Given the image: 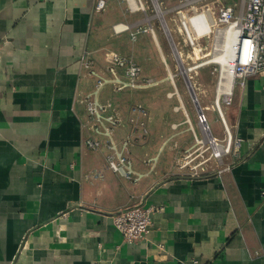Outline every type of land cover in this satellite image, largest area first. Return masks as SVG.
<instances>
[{"label":"crops","instance_id":"crops-1","mask_svg":"<svg viewBox=\"0 0 264 264\" xmlns=\"http://www.w3.org/2000/svg\"><path fill=\"white\" fill-rule=\"evenodd\" d=\"M98 1L0 0V264H264V71L234 87L224 116L241 142L220 161L155 177L126 149L128 179L106 157L131 134L96 133L85 99L102 29L149 35L115 32L132 24ZM136 204L159 208L127 243L111 215Z\"/></svg>","mask_w":264,"mask_h":264},{"label":"rangeland","instance_id":"rangeland-1","mask_svg":"<svg viewBox=\"0 0 264 264\" xmlns=\"http://www.w3.org/2000/svg\"><path fill=\"white\" fill-rule=\"evenodd\" d=\"M135 1L138 5L133 8L129 0H117V4L105 15L123 18L121 21L125 19L126 24H132L125 31H132L135 35L147 33L149 38L136 41L131 38L133 34L127 33L126 36L108 39L102 29L95 43L99 50L95 53L97 58L90 66L91 93L95 91L98 81L103 79L104 82L94 95L99 103H110L106 113L112 112L120 119L118 126L111 127V135L115 138L116 133L125 132L126 136L131 134L132 140L128 142L127 149L129 152L138 150V162L147 163L155 177L176 171H193L192 167L197 164L204 166L214 160H206L209 149L196 142V137L200 139L202 136L197 121L198 106L204 109L213 134L217 137L223 135L214 102L220 65L216 62L203 63L219 53L217 44L221 33L218 30L222 26L217 29L212 28L211 24L213 19L216 21V7L219 4H230L238 13L243 0H194L184 7H178L179 0ZM106 4L104 0L101 10L105 9ZM192 7L196 10L195 14ZM181 11L189 18L185 21L193 43L181 25ZM161 18L168 32L166 29L164 31ZM208 32L207 36L195 40L194 35ZM105 40L108 42L105 43ZM108 52H115L136 63L140 74L133 83L130 84L125 77L122 66L109 63L106 56ZM181 72L187 75L189 83ZM124 83L128 85L123 86ZM189 88H192L195 96L190 95ZM233 92L234 88L228 100L223 97L219 100L223 115ZM138 106L143 111L137 109ZM101 128L110 129L105 121ZM113 141L118 144L116 139Z\"/></svg>","mask_w":264,"mask_h":264},{"label":"built area","instance_id":"built-area-1","mask_svg":"<svg viewBox=\"0 0 264 264\" xmlns=\"http://www.w3.org/2000/svg\"><path fill=\"white\" fill-rule=\"evenodd\" d=\"M192 1L194 0H179L178 7H184L187 4H191ZM241 3L242 6L238 13H235L234 6L230 4H219L216 7V21L212 17L213 23L211 24L212 28L217 29L220 26L223 28L225 26L236 24L237 22H239L240 25L239 37L241 38V43L239 50L238 46L235 52V54H237V61L235 63L236 75L232 88H234L236 85L243 86L245 80L248 77L264 71V0H243ZM103 6L104 1L99 0L97 3V8H102ZM192 9L193 13L195 14L196 10L193 7ZM180 19L181 25L185 30L189 41L193 43V39L189 37L187 32L186 21L189 19L188 16H186L181 11ZM216 25L218 27H216ZM112 28L115 32H120L128 30L129 26L124 24H115ZM209 32L200 35H194L195 40L207 36ZM106 56L110 64L122 66L124 68V75L129 80L130 84L133 83V81L139 76L140 70L135 62L127 60L115 52H108ZM101 80L98 81L95 91L87 95L85 99V105L89 119L94 122V131L98 134L110 136L111 127L118 126L120 119L112 112L106 113L107 108L110 105H103L99 103L96 96L94 95V93H97L98 87L104 82L103 79ZM125 85L128 84L124 83L123 86ZM137 109L143 111L141 106H138ZM217 111L223 131L222 138H218L213 134L208 117L204 113V109H201L200 107V109L197 111V121L202 136L200 139L196 137V142L200 143L201 145H206V147L209 149V156L206 160L214 159L220 161L223 155L230 153L233 146H238L241 142L239 138L232 137L230 127L228 126L221 109L218 108ZM103 121L108 123L110 129L103 130L104 128H101ZM204 137H206L205 141ZM127 145L128 141L124 140L122 142L121 148L118 149L112 140H110L107 145L110 153L106 157V163L109 169L116 171L129 179L132 177L133 171L130 166V160L125 152ZM85 146L90 149H96L99 146V141L87 138L85 140ZM197 167L199 169L204 168V166L197 164L196 166L192 167L194 168L193 171L190 169V172H192L191 174L195 175L199 173ZM95 176L101 177L102 174L97 173ZM261 194L264 196V191ZM158 208L159 207L152 205L142 206L139 204L122 208L111 215L112 225L121 233L124 242L130 243L143 239L148 232L151 222L150 213L157 210ZM101 264L111 263L105 262Z\"/></svg>","mask_w":264,"mask_h":264},{"label":"bare ground","instance_id":"bare-ground-1","mask_svg":"<svg viewBox=\"0 0 264 264\" xmlns=\"http://www.w3.org/2000/svg\"><path fill=\"white\" fill-rule=\"evenodd\" d=\"M129 2L133 8H136L138 5L135 0H129ZM239 29V22L220 28L218 32L220 31L219 33H221V39L217 44L219 53L203 62H216L220 65L217 93L214 101L216 109L220 108V98L223 97L224 100H228L232 93V86L236 75L235 63L237 61V54L235 52L238 46L239 50L241 43ZM205 140L206 137H204Z\"/></svg>","mask_w":264,"mask_h":264},{"label":"water","instance_id":"water-1","mask_svg":"<svg viewBox=\"0 0 264 264\" xmlns=\"http://www.w3.org/2000/svg\"><path fill=\"white\" fill-rule=\"evenodd\" d=\"M158 6V5H157ZM161 23H162V25H163V27H164V31H165V29L167 30L166 32H168V27L166 26V23H165V21H164V19L163 18H161ZM169 34V33H168ZM169 39H170V43H174L173 42V39L171 38V36H169ZM182 73V72H181ZM182 75H183V73H182ZM184 76V75H183ZM185 77V79L187 80V83H189V80H188V78H187V75H185L184 76ZM190 87V86H189ZM189 92H190V94H191V96H194V91L192 90V88H189ZM198 109H200V106H198Z\"/></svg>","mask_w":264,"mask_h":264}]
</instances>
